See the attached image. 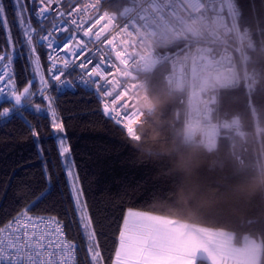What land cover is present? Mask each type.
Here are the masks:
<instances>
[{
  "label": "trees",
  "instance_id": "trees-1",
  "mask_svg": "<svg viewBox=\"0 0 264 264\" xmlns=\"http://www.w3.org/2000/svg\"><path fill=\"white\" fill-rule=\"evenodd\" d=\"M11 2L4 0L10 22L14 19ZM231 3L238 25L248 28L251 40L244 46L239 84L219 92L217 111L227 118L239 117L242 125L244 116V123L250 124V129L243 125L246 136L236 150L243 163L236 162V154L230 158L221 145L207 150L184 140L187 95L170 89L164 79L165 62L147 75L152 112L135 127V137L103 115L90 91L80 88L45 94L64 123L83 203L93 218L105 257L114 253L126 211L137 209L231 232L235 244H240L244 235L257 238L261 242L258 264H264V0ZM105 6L116 10L123 2L111 0ZM12 35L14 40L18 36L15 25ZM6 44V32L0 30V50ZM38 54L45 71V48L38 49ZM13 61L18 88L22 90L32 81L31 91L37 93L40 86L19 48ZM38 99L35 102L40 103L42 111L32 115V109L27 108L25 114L39 133L43 156L30 127L19 120L0 119V221L34 200L30 195L33 189L47 186L53 189L52 196L30 215L55 216L63 223L67 237L83 247L78 214L51 136L46 103ZM9 106L0 100V110ZM45 162L52 174L47 185L42 175ZM44 208L49 211L41 213ZM85 254L82 251V257ZM196 264L209 263L198 259Z\"/></svg>",
  "mask_w": 264,
  "mask_h": 264
},
{
  "label": "snow or ice",
  "instance_id": "snow-or-ice-1",
  "mask_svg": "<svg viewBox=\"0 0 264 264\" xmlns=\"http://www.w3.org/2000/svg\"><path fill=\"white\" fill-rule=\"evenodd\" d=\"M10 6L14 17L12 22L8 20L4 0H0V30L6 32L7 41L6 47L0 50V97L10 105L0 110V118H5L7 122L19 120L30 127L32 136L37 138L38 152L44 155V149L39 144V133L31 127L25 114L26 109L31 108V114L38 115L42 111L41 105L35 102L37 93L31 91L32 81L22 90L18 88L13 56L19 48L34 75H40L38 49L50 50L47 74L56 83L51 84L41 75L43 87L39 95L42 101H48L51 136L56 141L61 167L72 178L71 195L84 243L82 247L79 242L69 240L63 223L55 216L30 215L38 204L53 193V189L47 186L43 190L36 188L30 193L34 200L0 221V264H108V260L111 264H178L182 251L180 229L162 217L131 209L123 217L113 255H103L93 218L87 204L82 203L84 193L78 187L79 178L73 176L74 163L69 159L71 148L62 135L65 132L64 123L62 119H57L49 96L44 94L51 87L74 91L88 89L101 97L103 115L124 127L122 114L114 105L109 106L101 82L103 77L97 74V49L88 46L94 43L92 30L88 26L94 5L89 0H12ZM26 13L29 14L28 20H25ZM13 25L18 32L15 40ZM77 68L80 69L77 77L70 79ZM29 96L32 97L31 101ZM42 175L46 177L45 185L49 184L52 174L48 171L47 162ZM48 211V208L40 210L41 213ZM82 251L86 252L83 257Z\"/></svg>",
  "mask_w": 264,
  "mask_h": 264
},
{
  "label": "built area",
  "instance_id": "built-area-1",
  "mask_svg": "<svg viewBox=\"0 0 264 264\" xmlns=\"http://www.w3.org/2000/svg\"><path fill=\"white\" fill-rule=\"evenodd\" d=\"M118 1L123 6L110 10L105 5H110L111 0H89L94 5L88 25L94 43L88 46L97 49V74L103 77L101 82L109 106L114 105L122 114L123 128L128 133L134 131L152 112L147 75L165 62L166 83L170 89L187 95L185 141L211 150L218 146L224 132L243 138L241 119L227 118L217 111L219 92L239 84V68L244 66L243 48L251 40L248 28L237 26L236 13L230 9L228 0ZM168 46L173 49L165 50ZM49 51L45 48L44 77L55 84L47 74ZM79 72L77 68L69 78L75 79ZM49 91L57 95L74 92L55 87ZM92 93L102 111L101 97ZM235 159L243 163L241 154H236Z\"/></svg>",
  "mask_w": 264,
  "mask_h": 264
},
{
  "label": "crops",
  "instance_id": "crops-1",
  "mask_svg": "<svg viewBox=\"0 0 264 264\" xmlns=\"http://www.w3.org/2000/svg\"><path fill=\"white\" fill-rule=\"evenodd\" d=\"M230 9L234 12V7L231 0H228ZM228 8L226 7V12ZM236 24L237 23V13H236ZM250 32V31H249ZM244 55V48H243ZM243 122H245L243 116ZM244 133L246 132L243 131ZM235 135V134H233ZM233 138H239L237 135L232 136ZM240 139V138H239ZM238 139V140H239ZM241 140V139H240ZM239 140V141H240ZM242 141V140H241ZM221 145V147H220ZM230 146L222 143L218 144V147L223 150L230 158H234V155L238 149V146L233 142ZM234 149V150H233ZM171 222L174 227L180 229L179 237L183 240L185 246H182L180 259L178 264H196L198 258L206 260L209 264H258L261 255V242L254 237L244 235L241 239L240 244L234 243V234L225 230H205L199 228L196 225L189 224L187 222H178L174 220H167ZM207 237V239H206ZM204 240V245H206L207 250L204 254L199 255L196 251H192V247L196 245V250L199 249L198 242Z\"/></svg>",
  "mask_w": 264,
  "mask_h": 264
},
{
  "label": "rangeland",
  "instance_id": "rangeland-1",
  "mask_svg": "<svg viewBox=\"0 0 264 264\" xmlns=\"http://www.w3.org/2000/svg\"><path fill=\"white\" fill-rule=\"evenodd\" d=\"M28 18H29V14H25V20H28ZM44 68L41 66V72H40V75H34V73H33V75H34V78L37 80V83H38V85L40 86V90L42 89V84H40L41 83V80H40V76L41 75H43L44 76ZM40 90L38 91L37 89H36V91H38L37 92V96H36V98H35V101H36V99L37 100H39L38 98H40L41 99V97H40V95H39V92H40ZM45 103H46V113L49 115V117H50V120H51V114H50V110L48 109V101H45ZM56 114H57V112H56ZM57 119L58 120H60V118H59V116H58V114H57ZM245 123L243 122V125H244ZM242 125V130L243 131H245V129H244V126ZM245 127L246 128H248V129H250V124L248 123V124H245ZM63 136H65L64 135V133L62 134ZM128 135H130L131 137H135L136 136V132H134V131H132V132H130V133H128ZM232 136H235V135H233V134H228L227 132H224L223 134H221L220 135V137H219V139H218V144L219 143H222V145L223 144H229V142H230V146H232V148H233V145H231L233 142L235 143V145H237V146H239V144H240V142H241V140L239 139V138H233ZM245 136H246V132H245ZM240 141H239V140ZM67 143V142H66ZM234 150V149H233ZM234 152H237V151H235L234 150ZM69 159L72 161V159H71V156H69ZM65 174H66V178H67V182H68V185H69V187H70V190H71V183H72V178H69L68 176H67V173H66V170H65ZM73 176L74 177H76V173H75V170L73 169ZM78 187H79V185H78ZM80 188V187H79ZM82 203H83V199H82ZM128 210H130V209H128ZM127 210V211H128ZM131 210H133V211H140V212H143V211H141V210H137V209H131ZM127 211H126V213H127ZM125 213V214H126ZM146 213H149V212H146ZM149 214H151V215H153V216H158V217H162V218H164V219H167V220H176V221H178V222H185V221H182V220H179V219H175V218H169V217H165V216H162V215H157V214H153V213H149ZM189 224H191V223H189ZM192 225H194V224H192ZM196 226H198L200 229L201 228H203V229H205V230H209V231H211V230H217V229H212V228H209V227H205V226H200V225H196ZM219 230V229H218ZM206 239H207V237H206ZM179 241H180V247H182V246H185V244L183 243V240L179 237ZM198 247H199V249L198 250H196V245H194V248L192 247L191 249H192V251L194 252V251H196L199 255H202V254H204V251L205 250H207V246L206 245H204V240L202 239V240H200L199 242H198ZM198 259H200V258H198Z\"/></svg>",
  "mask_w": 264,
  "mask_h": 264
},
{
  "label": "bare ground",
  "instance_id": "bare-ground-1",
  "mask_svg": "<svg viewBox=\"0 0 264 264\" xmlns=\"http://www.w3.org/2000/svg\"><path fill=\"white\" fill-rule=\"evenodd\" d=\"M44 65V64H43ZM41 84V83H40ZM2 110V109H1ZM1 119V118H0ZM4 119V118H3Z\"/></svg>",
  "mask_w": 264,
  "mask_h": 264
}]
</instances>
